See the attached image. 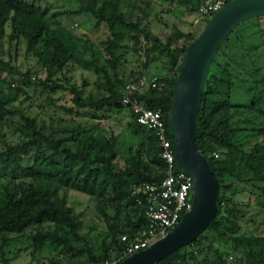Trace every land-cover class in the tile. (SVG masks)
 <instances>
[{"label":"trees","instance_id":"obj_1","mask_svg":"<svg viewBox=\"0 0 264 264\" xmlns=\"http://www.w3.org/2000/svg\"><path fill=\"white\" fill-rule=\"evenodd\" d=\"M197 2L176 0L177 5L184 4L194 13ZM122 3L123 0H80L76 10L49 14L47 8L34 1L0 0V72L9 68L2 56L4 37L9 45L21 38L25 54L34 57L45 71V78L32 84L49 93L48 106L67 114H72L73 108L87 110L91 117H96V111L127 110V127L138 140V148L119 166L115 162L117 136L98 126L69 120L70 127L43 132L35 119L23 112L14 120L16 113L10 108L12 97L2 87L12 82L0 78V128H13L17 134L16 140L4 139L0 146L1 264H11L5 256V247L13 235L30 239L32 252L56 249L67 260L69 254L73 255L77 260L72 264H101L121 254L125 243L120 241V236L125 235L130 241L146 226L143 197L138 188L142 183L158 181L163 164L154 134L137 124L129 104L122 102L124 87L137 75L153 79L154 87L135 93L130 99L147 109L159 110L166 123L180 59L196 37L186 42L187 34L173 27L171 36L162 42L146 26L132 19L133 1H128L123 9ZM64 14H85L91 17L95 28L106 27L108 35L99 42L101 49H95L87 35L73 33L56 20ZM260 18L264 16L255 19ZM208 19H203L201 25L205 26ZM6 25L10 29L8 34ZM235 29L210 63L196 116L195 144L220 190L225 180H251L264 200V125L242 127L233 118L242 107H258L257 112L264 114L256 96L248 105L231 100V88L238 78L240 64L225 52V45ZM138 34L146 41L142 48L144 69L157 60L162 61L161 66L155 72L121 78L120 56L116 51L126 47L125 38L136 40ZM102 52L107 57L101 59ZM69 64L95 74L94 85L100 96L91 92L84 95L75 84L65 86L60 82L58 75ZM63 80L68 82L66 77ZM58 91L71 94L72 107L55 104L51 95ZM100 115L105 117L104 113ZM220 150L222 156L215 158L213 153ZM60 189H73L95 199L104 223L96 237L80 233V219L65 197L59 195ZM223 199L219 193V208L201 235L154 264H264V216L261 232L238 233L233 211H222ZM110 206L113 214L106 211ZM228 255L235 259L229 262Z\"/></svg>","mask_w":264,"mask_h":264},{"label":"rangeland","instance_id":"obj_2","mask_svg":"<svg viewBox=\"0 0 264 264\" xmlns=\"http://www.w3.org/2000/svg\"><path fill=\"white\" fill-rule=\"evenodd\" d=\"M26 1H34L41 7L47 8L51 14L57 11L76 10L80 0ZM128 1H133L132 19L146 26L162 42L171 36L173 27L187 34L186 42L197 37L204 28L201 25L202 22H196L197 14L190 11L184 4L171 7L169 0H123L122 9L127 8ZM56 20L73 33L87 35L94 48L98 50L101 49L99 42L108 35L106 27L95 28L91 17L85 14H64L56 17ZM9 31L10 29L6 25L5 33L8 34ZM123 43L126 47L116 51V54L120 56L119 77L128 79L140 72H155L157 66H161L162 61L157 60L151 63L147 69H144L142 48L146 45V41L141 35L138 34L136 40L125 38ZM225 52L240 64L236 65L239 68V75L231 88L232 102L235 104L242 102L248 105L256 96L260 101L259 107L264 111V18H252L245 21L242 26L237 27L234 33L230 35L228 44L225 45ZM2 54L9 68L0 72V78L12 82L9 85L5 83L2 87L4 92L9 93L12 97L10 108L14 109L16 113V116L13 117L14 120H17L19 112H23L34 118L43 132H47L51 128L70 127L68 125L72 123L69 120L86 126H98L117 136L119 142L116 145L117 157L115 162L119 166L138 148V140L127 127L129 122L127 110L118 112L96 111L94 113L96 117H91L87 110L73 108L72 114H67L62 109L48 106L46 102L49 93L32 84L44 79L45 71L37 64L34 57L25 54L24 41L18 38L9 45L4 37ZM105 57L107 54L102 52L100 58ZM63 77H66L67 83ZM58 78L65 86L75 84L82 89L84 95L91 92L97 97L101 94L94 85L95 74L74 64H69L62 71V74L58 75ZM51 96L55 99L56 105L72 107V96L68 91H58ZM257 108L242 107L238 112H235L234 121L242 127L264 125V114L257 112ZM101 113H104L105 117H101ZM16 135L13 128L7 126L0 128V146L4 139L16 140ZM221 152L223 151H216L213 156L215 158L221 157L223 154H220ZM219 193L224 198L222 211L225 212L228 209L233 211L238 233L254 234L262 231L264 200L258 187L251 180L244 182L225 180L221 190L219 187ZM59 195L65 197L67 205L79 217L81 222L80 233H87L89 236L96 237L97 233L104 228V223L96 209L97 202L95 199L73 189H60ZM106 211L109 214L114 213L111 206L106 208ZM5 256L10 259L11 264H72L77 260L71 254L68 255L67 260L63 253H59L56 249L32 252L31 241L25 235H13L11 237L5 247ZM234 259L235 257L232 255L227 256L229 262Z\"/></svg>","mask_w":264,"mask_h":264},{"label":"water","instance_id":"obj_3","mask_svg":"<svg viewBox=\"0 0 264 264\" xmlns=\"http://www.w3.org/2000/svg\"><path fill=\"white\" fill-rule=\"evenodd\" d=\"M263 16L264 0H230L212 14L198 36L186 47L166 125L175 142L176 165L192 181L191 207L163 238L119 264H154L192 242L212 222L219 208V183L195 144L201 91L210 63L228 35L241 22Z\"/></svg>","mask_w":264,"mask_h":264},{"label":"built area","instance_id":"obj_4","mask_svg":"<svg viewBox=\"0 0 264 264\" xmlns=\"http://www.w3.org/2000/svg\"><path fill=\"white\" fill-rule=\"evenodd\" d=\"M198 21L210 18L230 0H197ZM176 7V0L170 3ZM154 87L153 79L146 75H137L135 80H130L124 87L122 102L129 104L136 123L150 130L155 137L159 148V159L163 164L162 176L158 181L140 184L138 190L142 194L145 228L130 241L125 235L120 236V241L125 243L121 254L101 264H119L133 253L143 250L155 241L163 238L180 221L182 216L190 210L192 199L191 178L177 167L174 155V144L168 137L167 125L159 110L145 108L141 103L132 101L130 96L142 93L148 87ZM142 201V200H141ZM141 201H138L141 203Z\"/></svg>","mask_w":264,"mask_h":264}]
</instances>
